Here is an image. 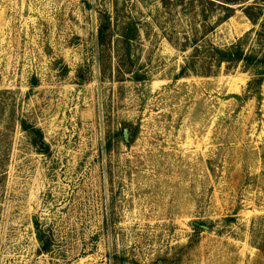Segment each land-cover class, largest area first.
I'll return each instance as SVG.
<instances>
[{
	"label": "rangeland",
	"instance_id": "rangeland-1",
	"mask_svg": "<svg viewBox=\"0 0 264 264\" xmlns=\"http://www.w3.org/2000/svg\"><path fill=\"white\" fill-rule=\"evenodd\" d=\"M233 1L0 0V264H264V81L213 59L264 56V0Z\"/></svg>",
	"mask_w": 264,
	"mask_h": 264
},
{
	"label": "trees",
	"instance_id": "trees-1",
	"mask_svg": "<svg viewBox=\"0 0 264 264\" xmlns=\"http://www.w3.org/2000/svg\"><path fill=\"white\" fill-rule=\"evenodd\" d=\"M228 2H225L226 4H232L235 1L233 0H227ZM226 4H222L221 6L225 7L228 11H231L230 8L226 7ZM233 16V14H228L225 16V18L221 19L220 23L227 21L228 19H230ZM197 42H195L194 44H196ZM213 59L215 60L216 66L218 68H220L223 64H227L228 66H232L233 64H240V63H244L246 66L249 67H253L254 70L256 71L255 74V80L250 84V87L253 88V90H255L256 88H258L259 86L262 85L263 81H264V56L263 57H259L258 55H254V54H246L244 48H243V41L240 40L237 44L232 45L230 48L225 49V50H221L219 48H214L213 49ZM187 67H185L182 70V74L181 76L187 77L188 74L186 72ZM24 128L25 130H27V126L26 124H24ZM32 129V128H31ZM32 133L34 135H38L39 139L42 138L41 132L38 130H33L32 129ZM44 249L46 248V244H44L42 246Z\"/></svg>",
	"mask_w": 264,
	"mask_h": 264
},
{
	"label": "water",
	"instance_id": "water-1",
	"mask_svg": "<svg viewBox=\"0 0 264 264\" xmlns=\"http://www.w3.org/2000/svg\"><path fill=\"white\" fill-rule=\"evenodd\" d=\"M124 137H125V142L128 143L129 142V131L127 129L124 131ZM44 147H45V152L46 153L49 152L50 148L47 145H44ZM38 238L41 240V234L40 233H38ZM43 245L44 244L42 243V246Z\"/></svg>",
	"mask_w": 264,
	"mask_h": 264
}]
</instances>
